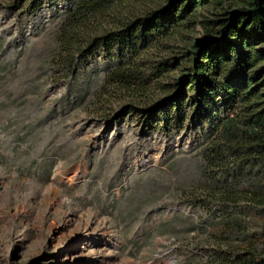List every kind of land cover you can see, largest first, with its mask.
Wrapping results in <instances>:
<instances>
[{
  "label": "rangeland",
  "instance_id": "obj_1",
  "mask_svg": "<svg viewBox=\"0 0 264 264\" xmlns=\"http://www.w3.org/2000/svg\"><path fill=\"white\" fill-rule=\"evenodd\" d=\"M246 1L201 7L134 50L101 42L69 68L57 36L71 0H0V264H202L220 214L248 217L246 200H222L250 188L248 176L233 179L248 164L207 159L211 124L242 114L241 103L191 84L188 46L226 44L219 33ZM121 3L106 29L146 9ZM52 184L73 220L67 229L48 227ZM88 212L97 215L91 231L106 220L117 248L73 249Z\"/></svg>",
  "mask_w": 264,
  "mask_h": 264
},
{
  "label": "trees",
  "instance_id": "obj_2",
  "mask_svg": "<svg viewBox=\"0 0 264 264\" xmlns=\"http://www.w3.org/2000/svg\"><path fill=\"white\" fill-rule=\"evenodd\" d=\"M71 1L57 36L64 65L69 68L76 65L81 54H92V47L101 42L111 40L134 50L140 38L163 34L168 25L179 28L190 12L220 7L227 0H133L146 6L144 13L121 18L112 29H106L103 22L112 11L120 12L121 1L129 0ZM246 4L229 13L219 33L225 36L226 44L218 41L213 48L198 40L188 44L193 54L190 69L195 74L191 84L207 88L208 96L221 91L232 106L241 103L242 114L211 124L207 159L222 167L229 155L234 161H245L248 167L233 179L248 176L252 180L246 190L223 192V203L246 200L253 208L246 218L236 210L220 214L222 219L212 226V252L201 259L202 264H264V67H260L264 65V47L257 48L264 45V0H247ZM229 37L239 43H231ZM257 165L259 171L255 170Z\"/></svg>",
  "mask_w": 264,
  "mask_h": 264
},
{
  "label": "bare ground",
  "instance_id": "obj_3",
  "mask_svg": "<svg viewBox=\"0 0 264 264\" xmlns=\"http://www.w3.org/2000/svg\"><path fill=\"white\" fill-rule=\"evenodd\" d=\"M128 162L133 161L129 158ZM69 171V169H67ZM62 168L58 167L56 171V176L62 175ZM71 180V179H69ZM47 193L52 195L55 198V201L47 199V208L51 207L53 218L48 221V227H56L59 222L63 221L64 227L69 228L73 220L70 217V213L66 209L67 203L62 200L60 196L58 186L55 184L50 185L47 188ZM45 205V204H44ZM71 212V211H70ZM159 216H156L158 218ZM97 220V215L91 212H88L86 215L79 216V222L77 223L75 229L71 232L73 237V242L75 247L73 249L79 250L81 253L88 251L90 254H96L98 251H101L102 248H105L106 251L109 248H117V240L113 239L114 235L112 233H104V228H109L108 222L106 220L101 221V223L91 231L94 221ZM78 242V244H77ZM97 252H94L96 251ZM98 254V253H97Z\"/></svg>",
  "mask_w": 264,
  "mask_h": 264
}]
</instances>
